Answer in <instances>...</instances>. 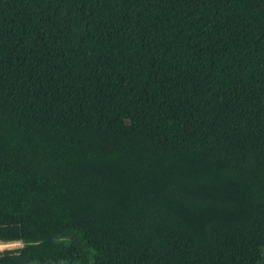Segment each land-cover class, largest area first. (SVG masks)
I'll return each mask as SVG.
<instances>
[{
  "label": "trees",
  "instance_id": "16d2710c",
  "mask_svg": "<svg viewBox=\"0 0 264 264\" xmlns=\"http://www.w3.org/2000/svg\"><path fill=\"white\" fill-rule=\"evenodd\" d=\"M0 264H264V0H0Z\"/></svg>",
  "mask_w": 264,
  "mask_h": 264
},
{
  "label": "clouds",
  "instance_id": "9594fccd",
  "mask_svg": "<svg viewBox=\"0 0 264 264\" xmlns=\"http://www.w3.org/2000/svg\"><path fill=\"white\" fill-rule=\"evenodd\" d=\"M23 246H24L23 242H19L16 247L22 248ZM6 250L7 251H13L14 249L11 246L0 245V253L4 252Z\"/></svg>",
  "mask_w": 264,
  "mask_h": 264
},
{
  "label": "rangeland",
  "instance_id": "374dc122",
  "mask_svg": "<svg viewBox=\"0 0 264 264\" xmlns=\"http://www.w3.org/2000/svg\"><path fill=\"white\" fill-rule=\"evenodd\" d=\"M21 241H15V242H3L0 241V245H6V246H11L12 248H17V244Z\"/></svg>",
  "mask_w": 264,
  "mask_h": 264
}]
</instances>
